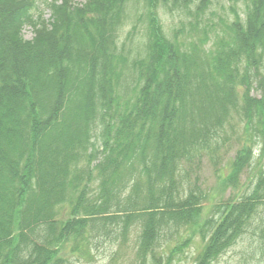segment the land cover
Segmentation results:
<instances>
[{"label": "trees", "instance_id": "1", "mask_svg": "<svg viewBox=\"0 0 264 264\" xmlns=\"http://www.w3.org/2000/svg\"><path fill=\"white\" fill-rule=\"evenodd\" d=\"M133 1L51 3L46 23L36 0H0V264L92 262L107 246L178 264L196 236L194 264H213L259 214L264 166L207 218L193 176L207 161L235 187L264 156V0H140L146 41L130 57ZM227 3L233 17L217 15ZM160 11L182 27L167 33ZM252 236L264 258V224Z\"/></svg>", "mask_w": 264, "mask_h": 264}, {"label": "rangeland", "instance_id": "2", "mask_svg": "<svg viewBox=\"0 0 264 264\" xmlns=\"http://www.w3.org/2000/svg\"><path fill=\"white\" fill-rule=\"evenodd\" d=\"M69 1L70 4L74 7L82 6L86 3V0H36V9L34 10L35 18L42 16L44 22L48 23L51 19V10L49 9V4L58 2L59 4ZM199 2L198 0H196ZM68 3V2H67ZM140 0H134L132 2L131 12L128 14L123 26L119 31V36L121 37L122 42H125L126 52L130 57H135L142 51V44L146 41V19L142 17L143 8L141 7ZM217 15H228L233 17L231 7L233 4L227 3L220 6H216ZM195 7V5H191ZM135 8V9H134ZM138 8V9H137ZM237 10H240L239 7H236ZM137 9V10H136ZM161 15L162 23L164 25L165 31L169 34H173L174 28H180V20L182 16L179 12L173 13H163L159 12ZM209 15V13H208ZM217 15L211 17L217 20ZM35 36L34 29L31 26L26 25L22 29V38L25 41L33 40ZM129 36H132L129 39ZM235 147L228 148L224 152L225 159L222 162V166L230 163L229 160H232L235 157L236 150L240 147V141L234 144ZM254 156L252 159L253 166L247 170L240 178L239 183L234 186H224V181L221 177V172L216 170L212 165L208 164L207 161L201 166V170L198 171V177L193 176V180L197 178L202 189L209 194V200L205 203L207 208L202 211V217L207 218L212 215L211 207L214 205L220 204L226 201H238L243 196L250 194L254 188V181L259 175V171L264 166V156L260 154L261 146L254 148ZM227 161H229L227 163ZM228 173H224L226 176ZM264 224V203L260 207L259 214L254 218L252 222V227L249 230V233L244 236V238L238 242L236 246L226 252L213 264H264V258L254 250L255 239L252 236L253 228L257 225ZM252 230V231H251ZM201 245L200 237H195L194 242L186 250L185 255L181 258V261L178 264H194V259L197 256L199 246ZM253 252V253H252ZM116 255H113V254ZM112 256H115L117 260L113 264H127V262L132 258V252L129 248L120 250L118 246H107L102 252L97 254L94 261L88 262L85 260L74 261L76 258L71 255L66 257L73 264H110ZM185 258V260H184ZM79 260V261H78Z\"/></svg>", "mask_w": 264, "mask_h": 264}]
</instances>
